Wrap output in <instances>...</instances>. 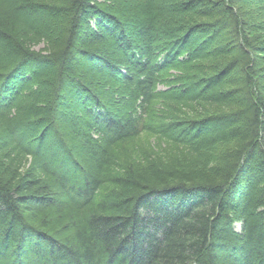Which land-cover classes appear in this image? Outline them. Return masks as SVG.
I'll return each instance as SVG.
<instances>
[{
	"label": "trees",
	"instance_id": "trees-1",
	"mask_svg": "<svg viewBox=\"0 0 264 264\" xmlns=\"http://www.w3.org/2000/svg\"><path fill=\"white\" fill-rule=\"evenodd\" d=\"M0 264H264V0H0Z\"/></svg>",
	"mask_w": 264,
	"mask_h": 264
},
{
	"label": "rangeland",
	"instance_id": "rangeland-1",
	"mask_svg": "<svg viewBox=\"0 0 264 264\" xmlns=\"http://www.w3.org/2000/svg\"><path fill=\"white\" fill-rule=\"evenodd\" d=\"M47 18V16H46ZM41 48V46H38L35 48V50ZM210 98V97H209ZM203 99H208V96L204 97ZM196 104V105H195ZM194 105L192 110H184L183 113H187L189 115H193L194 113H205V115H210L212 111V106L208 105V103H203L202 100H199L198 103L192 104ZM135 143H140L142 147L140 148L138 146H135V148H139L140 152H144L145 150L149 151L150 156H152V160L157 159L160 163L167 167L172 168H182L186 169H194L197 167H204L205 162L204 160L196 159L197 156L190 153L189 151H183L177 147H172V149H169L166 147L167 145L162 142L161 140L157 139L151 134H143L138 140L135 141ZM167 149L168 152L165 150ZM155 153V154H154ZM135 154V153H134ZM136 156V154H135ZM141 158L140 155L137 154V158ZM194 157L196 160H194ZM194 160V161H193ZM193 164V165H192ZM238 229V226H235Z\"/></svg>",
	"mask_w": 264,
	"mask_h": 264
}]
</instances>
